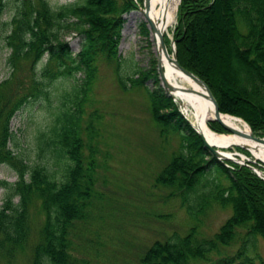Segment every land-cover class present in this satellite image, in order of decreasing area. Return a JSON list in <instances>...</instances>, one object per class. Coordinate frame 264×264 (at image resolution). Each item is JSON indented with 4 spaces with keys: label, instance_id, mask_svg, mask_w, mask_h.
Masks as SVG:
<instances>
[{
    "label": "trees",
    "instance_id": "obj_1",
    "mask_svg": "<svg viewBox=\"0 0 264 264\" xmlns=\"http://www.w3.org/2000/svg\"><path fill=\"white\" fill-rule=\"evenodd\" d=\"M7 3L0 0V49H8L9 68L0 79V163L10 164L17 178L12 183L0 179V187L10 186L0 205V259L10 262L22 252L27 253V264H77L71 230L74 222L89 217L96 196L93 140L98 114L91 111L82 127L83 104L97 78L99 60L117 62L124 15L137 8L138 0H77L55 7L48 0H15L11 18L2 20ZM67 29L81 38L76 52L63 37ZM172 37L179 64L204 80L219 111L239 116L252 131L264 133V0H180ZM115 68L121 87L144 85L151 77L158 80L150 72L138 69L123 76L117 63ZM77 73L81 79L72 86V103L57 114L46 141L57 155L70 160L64 178L56 179L45 165H30L14 153L8 144L13 134L10 120L25 103L46 96L52 82ZM146 90L160 133L179 137L177 151L155 181L171 187L170 194L189 208L196 205L203 210L214 201L231 205L232 213L210 237L200 236L194 223L184 234L154 240L140 257L141 264L211 262L210 255L219 251L220 244H229L238 227L264 239V178L253 169L256 164L216 158L181 113L175 97L158 87ZM208 125L226 132L216 120ZM207 154L211 156L205 158ZM31 207L43 215L35 237ZM234 258L225 255L212 264ZM238 262L253 264L247 255Z\"/></svg>",
    "mask_w": 264,
    "mask_h": 264
},
{
    "label": "rangeland",
    "instance_id": "obj_2",
    "mask_svg": "<svg viewBox=\"0 0 264 264\" xmlns=\"http://www.w3.org/2000/svg\"><path fill=\"white\" fill-rule=\"evenodd\" d=\"M75 1L77 0H48L54 7ZM144 1L138 0L137 7ZM179 1L175 19L164 34L169 42L173 39L172 31L176 24ZM14 2L15 0H8L2 20L11 18ZM126 15L127 13L124 15L118 44V60H99L98 75L88 92L81 114L82 127L86 125L91 111L98 114L94 120L96 136L93 140L96 148V196L89 217L84 221L74 222L71 230L72 253L78 258L77 264H141L140 257L154 240H163L174 233L184 234L194 223L199 226L200 236L210 237L232 213L231 205H221L214 201L203 210H197L196 205L189 208L179 196L170 194L171 187L155 181L158 172L169 161L172 153L177 151L179 137L175 133H160L159 125L151 115L146 88L158 87L167 94H172L159 77L155 44L147 23L138 21L136 27L127 28ZM63 37L69 42L73 52L79 50L81 38L75 31L67 29ZM169 42L166 44L170 52ZM7 54L8 49L2 46L0 79L9 73ZM116 63L123 76H130L139 69L155 74L158 80L155 82L154 77L148 78L144 82L146 87L135 84L121 87L116 78ZM230 63L234 65L235 61L231 60ZM80 79L81 74L77 73L75 77L55 80L48 87L46 96L25 103L10 120L13 134L8 144L14 153L30 165H45L56 179L64 178L66 164L70 160L64 154L57 155L54 146L47 145L46 141L51 137V127L57 114L64 106L72 103V86ZM175 102L188 118L185 107L178 101ZM222 114L242 119L229 113ZM211 120L213 119L209 118L208 122ZM244 124L251 134L264 135L252 131L245 120ZM214 132L221 135L230 131ZM225 151L235 158L234 161H250L264 172V160L254 156L249 149L234 145ZM210 156L207 154L205 158ZM211 176L212 174H207V177ZM16 178V171L10 164L0 163V179L12 183ZM9 190L10 186L0 187V205ZM17 200L18 196H14L13 201ZM42 221V213H37L35 207H31L33 237ZM239 250H242L241 256L236 257ZM225 255L235 257L234 261L221 264H248L238 262L245 255L252 259L253 264H264V239L258 234H247L246 227H238L234 239L229 244H220L219 251L210 255L211 262L199 260L194 264H212ZM27 262V253L22 252L10 262L0 259V264Z\"/></svg>",
    "mask_w": 264,
    "mask_h": 264
},
{
    "label": "bare ground",
    "instance_id": "obj_3",
    "mask_svg": "<svg viewBox=\"0 0 264 264\" xmlns=\"http://www.w3.org/2000/svg\"><path fill=\"white\" fill-rule=\"evenodd\" d=\"M178 0H145L138 7L126 15V27H136L138 21L147 23L151 31V38L155 44L157 56L162 55V63L165 69L166 79L175 88L170 93L175 97L188 114V118L194 127L210 143L223 150L234 145L243 146L251 153L264 160V140H258L249 135L250 129L244 124V120L233 116H222L220 119L233 130L227 134H217L208 125V119L214 116L213 102L207 94L205 87L196 82L191 76L177 67L173 60L169 59L159 48V35L168 32L169 25L175 19V10ZM186 116V115H185ZM264 174V172H261Z\"/></svg>",
    "mask_w": 264,
    "mask_h": 264
},
{
    "label": "water",
    "instance_id": "obj_4",
    "mask_svg": "<svg viewBox=\"0 0 264 264\" xmlns=\"http://www.w3.org/2000/svg\"><path fill=\"white\" fill-rule=\"evenodd\" d=\"M159 48L161 50V53H163L169 59L173 60V62H175V64L177 65V67L179 69H181L184 73H186L187 75L191 76L196 82H198L199 84H201V85H203L205 87V89L207 90V94L210 97V99L212 100L213 106H214V116L212 117V119L218 121L219 124L226 130V132L232 131L233 129L231 127L227 126L223 121H221V119H220L219 116H220V114L222 112L219 111L218 103H217L214 95L212 94L209 86L198 75H196L195 73H193L189 69H187V68H185V67H183L182 65L179 64V62L177 60V56H176V49H175L174 39H171L170 42H169V49H170V52H169L168 51L167 44H166L165 39H164V35L163 34H160L159 35ZM161 59H162V55L159 54L157 56V70H158V73H159V77L161 78L164 86L167 87L169 90H172V89L175 88V85H173L169 80L166 79L165 69L163 67V63H162V60ZM187 120L193 126V128L198 133V135L200 136L204 147H206L207 149H209V151L216 158H218V159L227 158V159L235 160V158L233 156H229V155L223 154L222 151L217 148V145L216 144L208 142L206 140V138L194 127V125L191 123V121L188 118H187ZM249 135L251 137L255 138V139H258V140H264V135H262V136H256V135L251 134V133H249ZM256 172H257V174L259 176H261L262 178H264V175L261 173V171H259V170L256 169Z\"/></svg>",
    "mask_w": 264,
    "mask_h": 264
}]
</instances>
